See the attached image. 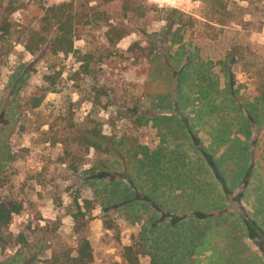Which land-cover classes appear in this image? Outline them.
I'll use <instances>...</instances> for the list:
<instances>
[{
    "label": "rangeland",
    "instance_id": "rangeland-1",
    "mask_svg": "<svg viewBox=\"0 0 264 264\" xmlns=\"http://www.w3.org/2000/svg\"><path fill=\"white\" fill-rule=\"evenodd\" d=\"M25 1L0 38V197L23 204L0 264H71L84 238L92 264H264V0H83L130 33L39 54L15 39L63 0H2Z\"/></svg>",
    "mask_w": 264,
    "mask_h": 264
},
{
    "label": "trees",
    "instance_id": "trees-1",
    "mask_svg": "<svg viewBox=\"0 0 264 264\" xmlns=\"http://www.w3.org/2000/svg\"><path fill=\"white\" fill-rule=\"evenodd\" d=\"M30 7L31 2L29 1H25L24 5L17 7L13 3L4 4L0 0V38L13 36L17 24L13 15L17 12L27 11ZM40 9V13L36 14L37 19L35 23L23 25L20 30V35L15 39V42L24 45L33 54H39L45 51L46 53H71L74 51L75 41L82 38L86 28L92 24L99 26L96 23H100L101 21L106 22L108 34L117 30V40L122 39L130 33L124 27H118V25L111 23L110 19H112V14L110 11L106 8H100L98 4L90 6L89 3L83 0H63L59 3L43 5ZM124 9H128L126 3L123 4ZM142 16L146 18L148 13H142ZM169 19H179L182 22L184 19H193V17L174 8ZM171 25L173 26L174 24L172 23ZM181 38L182 36L172 34L170 42L172 44L181 42ZM177 56L183 57L184 55L177 54ZM190 56L189 64L193 63L191 59L194 58V55L190 54ZM234 58H236L235 53L232 54L230 61ZM160 62L165 66L171 65V56L163 57V61L157 62L158 69H155V74L157 73L156 78H162L161 76L165 75V69H159ZM100 64H102V61L99 57L94 53H87L85 55V64L82 65V68L86 73H91V69L93 70L95 66ZM228 64L227 62L220 61L221 68L223 69L227 68ZM186 66L176 76L177 81L183 75L184 70L187 68ZM168 74L174 78L176 72L171 70L168 71ZM261 77L264 82V72L261 74ZM232 95L234 96L235 94ZM96 145L99 146V144ZM106 166V164L99 163L97 168L104 169ZM22 209L23 204L17 198L11 196L0 197V233L12 222L14 214L20 213ZM70 260L72 261L71 264H92L93 253L89 239L84 238L81 240L77 255Z\"/></svg>",
    "mask_w": 264,
    "mask_h": 264
}]
</instances>
